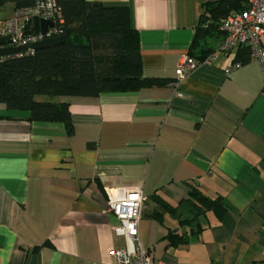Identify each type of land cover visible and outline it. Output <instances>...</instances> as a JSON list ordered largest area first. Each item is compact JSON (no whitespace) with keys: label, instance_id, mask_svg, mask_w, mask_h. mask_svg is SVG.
<instances>
[{"label":"crops","instance_id":"crops-1","mask_svg":"<svg viewBox=\"0 0 264 264\" xmlns=\"http://www.w3.org/2000/svg\"><path fill=\"white\" fill-rule=\"evenodd\" d=\"M95 1L128 6L142 75L164 82L68 98L71 129L0 104V264L111 262L121 187L141 190L140 241L162 264H264V66L238 61L244 46L220 53L217 28L201 41L214 56L175 89L216 0ZM15 13L0 4V20ZM192 190L224 210L194 214Z\"/></svg>","mask_w":264,"mask_h":264},{"label":"trees","instance_id":"trees-1","mask_svg":"<svg viewBox=\"0 0 264 264\" xmlns=\"http://www.w3.org/2000/svg\"><path fill=\"white\" fill-rule=\"evenodd\" d=\"M7 2L23 10L35 6L38 0H0V4ZM246 5L247 0L207 3L188 56L196 61L207 58L210 52L203 49L201 41L218 28L221 18ZM52 14L51 31L64 36L62 43L0 58V104L5 108L25 110L32 121L61 122L71 129L68 98L135 91L164 82L142 75L138 34L128 6L95 0H54ZM238 55L240 62L249 60L247 47ZM187 202L194 214L224 210L220 198L211 199L198 190L191 191ZM169 235L175 242L174 234ZM177 239L183 241L182 237Z\"/></svg>","mask_w":264,"mask_h":264},{"label":"built area","instance_id":"built-area-1","mask_svg":"<svg viewBox=\"0 0 264 264\" xmlns=\"http://www.w3.org/2000/svg\"><path fill=\"white\" fill-rule=\"evenodd\" d=\"M54 0H39L35 6L16 10L15 16L10 19L0 20V34L10 35L13 43L24 42L20 38L22 22L33 15L52 19ZM218 29L223 34L222 42L218 47L220 53H227L236 46L247 47L249 59L255 60L264 66V48L261 46V36L264 33V0H247V5L240 11L223 17L219 20ZM50 29L48 34L54 36ZM43 35L27 40L43 38ZM214 55L207 56L210 60ZM198 61L188 55L183 56L175 69L173 87L187 77L198 65ZM240 66L239 62L227 67L228 73L232 68ZM181 97L182 93L176 91ZM108 213L117 219V224L112 226L116 236L122 237L124 244L112 250V261L106 264H162L155 260L148 249L143 247L139 236V224L142 217V192L138 188H116L114 195L108 198L105 206Z\"/></svg>","mask_w":264,"mask_h":264},{"label":"water","instance_id":"water-1","mask_svg":"<svg viewBox=\"0 0 264 264\" xmlns=\"http://www.w3.org/2000/svg\"><path fill=\"white\" fill-rule=\"evenodd\" d=\"M44 3V0H39ZM54 28V22L50 18L39 17L33 15L26 18L22 22V29L20 38L24 42L13 43L10 35L0 34V58L20 55L31 50H36L44 47L53 46L62 43L65 38L63 35L50 36L48 31ZM43 35L44 37L36 40H27L32 37H38Z\"/></svg>","mask_w":264,"mask_h":264}]
</instances>
